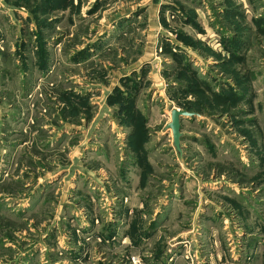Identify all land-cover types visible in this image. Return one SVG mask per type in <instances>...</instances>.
Returning a JSON list of instances; mask_svg holds the SVG:
<instances>
[{
  "label": "rangeland",
  "instance_id": "374dc122",
  "mask_svg": "<svg viewBox=\"0 0 264 264\" xmlns=\"http://www.w3.org/2000/svg\"><path fill=\"white\" fill-rule=\"evenodd\" d=\"M0 264H264V0H0Z\"/></svg>",
  "mask_w": 264,
  "mask_h": 264
},
{
  "label": "water",
  "instance_id": "95a60500",
  "mask_svg": "<svg viewBox=\"0 0 264 264\" xmlns=\"http://www.w3.org/2000/svg\"><path fill=\"white\" fill-rule=\"evenodd\" d=\"M193 114L179 111L177 109L172 110L171 112V122L167 125V129L172 131L174 146L179 153H181V141L183 138L182 129H181V118L192 116Z\"/></svg>",
  "mask_w": 264,
  "mask_h": 264
}]
</instances>
